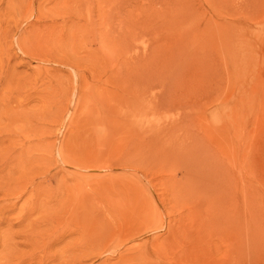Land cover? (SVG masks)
Returning <instances> with one entry per match:
<instances>
[{"label": "rangeland", "instance_id": "obj_1", "mask_svg": "<svg viewBox=\"0 0 264 264\" xmlns=\"http://www.w3.org/2000/svg\"><path fill=\"white\" fill-rule=\"evenodd\" d=\"M0 264H264V0H0Z\"/></svg>", "mask_w": 264, "mask_h": 264}]
</instances>
